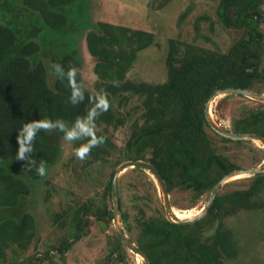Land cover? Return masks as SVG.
<instances>
[{
    "label": "trees",
    "instance_id": "1",
    "mask_svg": "<svg viewBox=\"0 0 264 264\" xmlns=\"http://www.w3.org/2000/svg\"><path fill=\"white\" fill-rule=\"evenodd\" d=\"M169 1L158 0L157 6ZM263 5L264 0H217V20L226 28L240 30L237 40L223 52L168 37L166 78L154 82L126 76L137 53L155 42L150 30L106 19L92 22L88 0H0V264H17L18 253L35 238V220L28 211L30 197L40 183L47 182L48 170L62 150L63 134L59 130L41 131L33 156L37 163L43 162L45 174L29 171L26 162L15 157L16 128L21 121L62 118L70 123L85 115L87 97L102 91L109 109L96 118L95 127L129 125L122 156L113 168L121 160L149 161L168 191L174 186L185 187L193 198L210 191L222 176L234 170V163L208 138L204 106L215 90L224 87L264 91V34L251 15L257 10L259 21H264ZM185 17L186 11H182L177 24ZM201 21H208L209 30L214 31V21L198 15L193 24L196 32ZM81 36L94 59V92L85 87V100L72 105L67 100V82L50 75L48 61L75 67L77 79L84 85L78 52ZM133 97L139 99V110L130 105ZM233 122L236 132L264 137V102ZM95 134L102 142L92 148L82 166L102 163L112 147L103 132L95 130ZM89 169L86 174L91 177ZM110 188L111 182L106 187L109 195ZM107 191L97 201L81 200L53 212L51 221L58 229L69 228L56 247L58 252H65L86 235L84 216L91 215L99 222L112 218L105 200ZM262 191L264 173L260 172L253 175L248 188L215 195L205 214L191 222H173L158 213L145 216L142 212L135 220L139 227L135 243L147 264H224L241 253L238 237L224 218L264 208V199L255 197ZM118 214L125 223L123 229L130 232L132 226L126 223L127 215L119 205ZM118 240L122 242L120 237ZM115 249L117 245L107 253L110 262Z\"/></svg>",
    "mask_w": 264,
    "mask_h": 264
},
{
    "label": "rangeland",
    "instance_id": "2",
    "mask_svg": "<svg viewBox=\"0 0 264 264\" xmlns=\"http://www.w3.org/2000/svg\"><path fill=\"white\" fill-rule=\"evenodd\" d=\"M216 1L170 0L159 8L158 0H88V11L92 22L106 19L153 32L155 42L137 53V58L126 76L136 81L160 82L166 78L164 58L168 37L178 38L183 42H194L200 46L216 48L223 52L227 51L230 45L237 40L241 33L240 30L226 28L218 22L215 15ZM263 7L264 5L261 6L264 14ZM182 11H186V17L178 25L176 19ZM198 15H206L209 20L214 21L213 32L209 30L208 21H201L199 30L197 32L194 30V20ZM258 23L264 34V21ZM202 36H207L209 40L206 41ZM78 52L81 57L80 70L84 85L94 92L95 75L92 71L94 59L85 48L83 36L78 41ZM260 103L263 102L246 95L219 94L208 104L209 116L218 127L232 130L235 118L248 113ZM130 105L139 110V99L131 98ZM95 130L103 132L112 147L108 149L109 153H106L102 163L92 166H82L83 159L73 155L74 145L80 143L66 141L63 136L60 138L62 150L56 163L48 170L47 182L40 183L36 193L30 197L32 200L28 211L35 220L36 236L27 249L18 253L17 264H30L29 262H35V264H144L142 256L132 252L118 240L119 236L113 220L107 224H101L91 215H88L86 219L88 225L86 235L74 241L63 253L56 250L60 240L66 238L69 228L58 229L57 225L51 221L53 212L67 205L75 206V203L81 200L94 199L97 201L103 191H107V184L111 182L109 172L122 156L121 152L129 133V125L126 123L116 128L113 126L105 128L100 125L95 127ZM205 130L212 146L234 163L235 170L254 168L262 162L264 147L260 141L224 139V136L209 125L205 127ZM123 161L125 160L116 164L113 170ZM89 167V172H93L91 177L86 174ZM233 176H229L222 183L218 193L248 188L253 181V176L247 173H242L237 178ZM117 191L119 207L121 212L127 215L126 223L132 226L131 231H124L125 223L120 219L119 214L117 223L130 238V242L135 245V237L139 230L135 222L136 217H139L142 212L145 216L158 213L167 217L163 193L150 171L131 170L130 167L119 172ZM209 194L208 191L193 198L190 189L174 186L168 191V198L172 209L191 212L194 215L202 208ZM255 197L264 199V191L257 193ZM105 200L111 208L112 197L109 191L105 194ZM262 219L264 222V208L240 211L224 218L225 223L234 231L241 245L239 256L224 261V264H264V227H261L264 223L261 225ZM116 245L118 249L114 250L111 255L113 262H110L107 253Z\"/></svg>",
    "mask_w": 264,
    "mask_h": 264
},
{
    "label": "clouds",
    "instance_id": "3",
    "mask_svg": "<svg viewBox=\"0 0 264 264\" xmlns=\"http://www.w3.org/2000/svg\"><path fill=\"white\" fill-rule=\"evenodd\" d=\"M48 67L50 69V75L56 80L67 82V87L69 88L68 103L76 105L85 100V86L78 81V73L75 67L65 68L62 63L51 59L48 61ZM87 99L89 106L85 115L77 116L70 123L62 118L55 120L32 119L21 121L16 128V141L18 145L15 153L16 159L26 162L25 167L29 171H35L36 174L43 176L45 174L44 164L43 162L37 163L33 156L35 142L38 133L52 130H59L63 134L64 140L69 142L84 140V143L74 145L73 155L79 159L86 158L92 148L102 142L101 138H98L95 134V120L101 113L107 112L109 109V101L102 91L94 96H88ZM127 239L130 241L129 237Z\"/></svg>",
    "mask_w": 264,
    "mask_h": 264
},
{
    "label": "water",
    "instance_id": "4",
    "mask_svg": "<svg viewBox=\"0 0 264 264\" xmlns=\"http://www.w3.org/2000/svg\"><path fill=\"white\" fill-rule=\"evenodd\" d=\"M251 15L254 17L255 21L260 22L259 21V12L257 10H253L251 11ZM225 93H234V94H238V95H246L249 97H252L255 100H258L260 102H264V93H257V92H253L251 90H247V89H242V88H233V87H224L222 89H217L215 90L207 99V101L205 102V106H204V112L206 115V119L208 122V125L213 128L216 132H218L221 135L233 138V139H253V140H258L262 143L263 147H264V137H261L255 133H241V132H236L234 130H227V129H222L220 127H218L210 118L209 116V108H208V104L209 102L216 96L219 94H225ZM130 167V168H143L146 171H150L156 178V180L158 181L162 193H163V201H164V208L166 211V218H168L169 220L173 221V222H191L194 219L200 218L202 215L205 214L208 206L211 204L213 198L215 197V195L218 193L220 186L222 185V183L229 177L235 174H242V173H247L249 175H254L260 172H263L264 169V157L262 162H260V164L254 168H248V169H240V170H232L231 172H229L228 174L222 176L216 183L215 185L212 187V189L209 191L210 194L206 199V202L204 203V205L202 206V208L194 215H192L189 218H179L178 216H176L173 212L172 206L170 205L169 202V198H168V189L166 187V184L164 182V180L162 179V177L159 175L156 167L149 161L146 160H142V159H137V160H125L123 162H121L113 171L112 174V179H111V189H110V194L112 197V214H113V221L115 224V228L116 231L121 239V241L123 242V244L129 248L132 252L134 253H138L140 256H142V258L144 259V264H147V258L145 257L144 253L142 251L139 250L138 246L132 244L126 237V235L124 234L122 228H120L118 226L117 223V215H118V191H117V176L119 174V172H121L122 170H124L125 168Z\"/></svg>",
    "mask_w": 264,
    "mask_h": 264
},
{
    "label": "bare ground",
    "instance_id": "5",
    "mask_svg": "<svg viewBox=\"0 0 264 264\" xmlns=\"http://www.w3.org/2000/svg\"><path fill=\"white\" fill-rule=\"evenodd\" d=\"M240 175H241V174L234 175L233 178H237V177H239ZM189 210H190V208H189ZM173 212H174V214H175L176 216H178L179 218H189V217L192 216V213H191V212L187 213V212H185V211H179V210H177V209H173ZM138 258H139V257H138ZM140 259H141V258H140Z\"/></svg>",
    "mask_w": 264,
    "mask_h": 264
},
{
    "label": "flooded vegetation",
    "instance_id": "6",
    "mask_svg": "<svg viewBox=\"0 0 264 264\" xmlns=\"http://www.w3.org/2000/svg\"><path fill=\"white\" fill-rule=\"evenodd\" d=\"M111 195V194H110ZM86 201V200H85ZM119 201V200H118ZM118 205H119V203H118ZM111 213H112V206H111ZM88 216V215H87ZM87 216H84V219H87ZM111 220H113V214H112V218L110 219V220H108L107 222H104V221H101V222H99V223H101V224H107L109 221H111ZM88 226V225H87ZM114 226H115V224H114ZM118 234V233H117ZM119 236V235H118ZM112 261H113V259H112Z\"/></svg>",
    "mask_w": 264,
    "mask_h": 264
}]
</instances>
